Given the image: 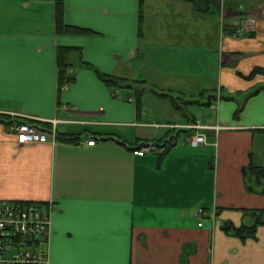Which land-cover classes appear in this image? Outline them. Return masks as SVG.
I'll return each mask as SVG.
<instances>
[{
  "label": "crops",
  "instance_id": "crops-1",
  "mask_svg": "<svg viewBox=\"0 0 264 264\" xmlns=\"http://www.w3.org/2000/svg\"><path fill=\"white\" fill-rule=\"evenodd\" d=\"M63 22L89 33H57L55 0H0V201L49 208L48 264H264V222L253 238L224 230L264 211L243 176L264 166V74L252 75L264 0L215 14L183 0H64ZM60 47L74 78L63 87ZM98 72L141 82L140 95ZM14 120L54 143L17 145ZM191 123L221 129L192 147ZM151 143L160 150L133 153Z\"/></svg>",
  "mask_w": 264,
  "mask_h": 264
},
{
  "label": "built area",
  "instance_id": "built-area-1",
  "mask_svg": "<svg viewBox=\"0 0 264 264\" xmlns=\"http://www.w3.org/2000/svg\"><path fill=\"white\" fill-rule=\"evenodd\" d=\"M185 128L195 131L186 136L192 147L208 144L207 131L216 133L221 129L198 123L188 124ZM8 130L16 136L17 145L54 143L56 139L55 132L43 131L25 121H12ZM169 142L173 144L174 140ZM94 143L90 140L87 145L93 146ZM158 150L159 147L151 143L133 153L144 156ZM198 215L203 217L206 214L199 210ZM50 224L48 207L35 202L0 201V264H48L47 252L42 248L49 241Z\"/></svg>",
  "mask_w": 264,
  "mask_h": 264
},
{
  "label": "trees",
  "instance_id": "trees-1",
  "mask_svg": "<svg viewBox=\"0 0 264 264\" xmlns=\"http://www.w3.org/2000/svg\"><path fill=\"white\" fill-rule=\"evenodd\" d=\"M188 3L195 4L198 1L202 0H183ZM203 2H208L210 4H213L215 6L219 5L220 0H204ZM63 10H64V0H55V26L57 33H66L70 35H79V34H86L89 33L88 30L72 27L69 25H65L63 22ZM70 48L60 47L58 51L59 55V68H60V75H59V87H63L66 85H69L73 82L74 78L73 76L69 75L67 72H65L66 63L65 58L68 53H70ZM264 74V69L257 68L252 75L254 74ZM99 77L103 80V82L110 88H125V84L127 82L131 83H140L138 81H132L128 79L123 78H117L109 75L100 74L98 72ZM130 89H133L136 91L137 95L139 94V91L134 87L128 84ZM138 108H140V97L138 96ZM29 124H32L31 122L25 121ZM11 124V122H9ZM8 124V125H9ZM33 125V124H32ZM243 176L246 181L247 189L250 192H258L260 194H264V166L261 167L259 165H256L254 163H250L248 168H245L243 170ZM247 215H250L254 219V224L252 226H242V227H234L230 224H225L224 230L227 232H230L236 236H239L243 239L246 238H253L256 233V228L259 224H262L264 222V211H247ZM184 264L186 263V260L183 259L182 261Z\"/></svg>",
  "mask_w": 264,
  "mask_h": 264
},
{
  "label": "rangeland",
  "instance_id": "rangeland-1",
  "mask_svg": "<svg viewBox=\"0 0 264 264\" xmlns=\"http://www.w3.org/2000/svg\"><path fill=\"white\" fill-rule=\"evenodd\" d=\"M204 0L202 1H198L197 3L195 4H192L193 7L195 8V12L197 14H215V11H218L220 12L221 10V5H223L224 2H226L227 0H220L219 2V5L218 6H215L214 3L213 4H210L208 2H203ZM215 1V0H214ZM188 3V2H187ZM238 5V3H236ZM229 6H227L228 8ZM250 18H253V17H250ZM252 20V19H251ZM130 84L131 86H134L138 91L140 89H142V86L143 84H140V83H131V82H127L125 84V88H130L129 85ZM216 86V84L214 85V87ZM116 89V88H114ZM133 90V89H132ZM219 95V90H218V93ZM191 100V99H190ZM150 108V106H148ZM188 111L189 113L193 114L195 117L199 118L203 115V119H207V118H214L215 116V111L214 110H211L209 109L208 107H205V106H198L196 104H193V105H189L188 106ZM183 137V136H182ZM42 247V246H41Z\"/></svg>",
  "mask_w": 264,
  "mask_h": 264
}]
</instances>
